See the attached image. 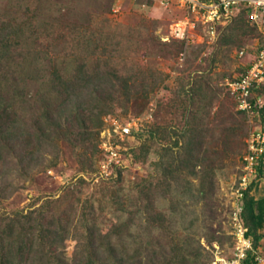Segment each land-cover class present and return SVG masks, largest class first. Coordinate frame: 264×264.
<instances>
[{
    "label": "trees",
    "instance_id": "obj_1",
    "mask_svg": "<svg viewBox=\"0 0 264 264\" xmlns=\"http://www.w3.org/2000/svg\"><path fill=\"white\" fill-rule=\"evenodd\" d=\"M74 1L15 0L9 11L5 8L0 12V160L9 165L6 171L0 165V199L17 188L14 181L31 180L32 171L53 167L61 143L72 149L83 148L84 152L96 147L93 140L101 117L119 101L120 94L128 101L129 92L144 90L145 85L153 88L158 79L156 70L148 67L133 71L130 66L129 58L138 50L163 56H174L182 50L183 40L172 39L173 49H168L167 42L149 32L144 21L131 25L109 18L111 0L100 12L83 14L75 9ZM243 13H236L226 25L217 27L227 30L217 39L220 44L256 30ZM208 74L178 79L179 86L168 106L181 108L179 130L170 125H153L147 130L132 131L137 137L145 132L147 141L159 146L174 136L171 144L176 150L165 155L160 147L152 150L156 155L151 162L153 173L136 185L134 203L129 207L118 205L112 211L115 226L107 233L101 234L81 221L83 228L77 237L82 259L77 264H143L141 253L151 254L154 260L150 264H187L191 255L201 254L198 245L191 246L194 238L189 227L196 216L184 221V214L191 210L186 208L210 200L214 174L223 166L215 145L220 142L230 149L241 135L244 149L248 130L246 114L222 104L208 118L212 101L220 93L216 83H209ZM31 83L35 86L32 93L27 89ZM263 91L264 85H260L248 97L262 131L264 96L261 105H257L256 98ZM215 118L222 126L208 127L207 123ZM113 141L122 144L117 139ZM149 151L150 146L143 141L135 158L144 159ZM238 159L241 161V156ZM112 168L119 173L121 166L112 164ZM8 171L13 173L12 178L7 177ZM259 178L264 179V151L255 165L254 178L242 191L239 217L251 248L245 251L241 264H258L251 249L257 251L259 247L264 195L255 197L251 190ZM66 194L67 199L65 195L44 198L38 207L25 213L0 210V264H67L59 248L68 235L67 225L79 197L72 190ZM156 196L167 201L166 215L155 210ZM175 214L185 222L181 238L173 236L170 231H174V224L170 220L167 223L168 217ZM79 215L86 220L84 210ZM99 246L104 248L99 251Z\"/></svg>",
    "mask_w": 264,
    "mask_h": 264
},
{
    "label": "rangeland",
    "instance_id": "obj_2",
    "mask_svg": "<svg viewBox=\"0 0 264 264\" xmlns=\"http://www.w3.org/2000/svg\"><path fill=\"white\" fill-rule=\"evenodd\" d=\"M50 1L65 3L69 0ZM14 2L15 0H0V12H4L2 9L5 8L9 11ZM106 3L107 0H75L72 4L77 11L83 14L89 11L98 13ZM181 15V9L173 4L164 7L159 4V0H111L109 13H107L109 18L122 23L137 25L142 21L146 22L149 26V32L157 35L160 41L167 42L168 49H173L172 39H175L170 37L169 24L181 18ZM224 25L226 23L222 24V26ZM221 27L217 28L214 36L208 35L200 27H197L196 30H189L187 41L183 40L180 51V53H184L181 62L178 60L180 53L174 56H163L161 53L152 55L145 53L143 49L138 50L129 58L130 66H132L133 71L148 67L156 70L158 79L153 88L150 89L145 85L144 90L129 92L128 101H125L124 95L120 94L119 101L115 102L111 110L101 117V126L93 140L96 143L95 149L91 150L90 148L84 152L83 148L72 149L70 146L61 143L55 165L47 170L36 169L32 171L31 180L14 181L17 188L6 198L0 199V210L8 213L20 210L25 213V211L38 207L41 201L47 197L55 198L65 195L64 197L67 199L69 195L66 193L72 190V193L74 192L79 197V201L74 202L75 210L67 225L68 235L63 240L59 250L67 264H77L82 259L81 242L77 237L83 228L81 221H85L86 225L91 224V227H96L101 234L107 233L109 229L115 226L116 217L112 211L118 205L129 207L130 203H134L136 185L153 173L151 162L156 159V155L152 153V150L160 147L162 155L171 150H176L175 146L171 144L175 139L174 136L167 142L162 141V146H159L150 140L147 141L145 132L137 137L136 134H132V131L147 130L153 125H170L177 130L180 129L183 114L181 108L171 107L172 109H169L168 106L171 104L173 92L179 86L178 79L185 81L189 76L209 73V83H216L220 93L212 101L208 118L213 117V113L220 104L229 109H235L224 86V81L237 75L243 69L253 57L258 46L264 44V34L262 30L256 28L255 31L235 36L231 43L220 44L217 39L227 32L226 29L221 30ZM239 50H243V55L240 57L237 56ZM33 85L34 83H31L27 86L30 93L35 90ZM263 96L264 91L257 95L258 105H261ZM245 114L248 127L250 125V127L260 129V118L257 112ZM111 119L118 123L133 119L137 121L138 125V129H132L130 134L120 141L122 144L113 143V138H110L116 149L120 151L122 162L121 165H117L121 166L119 173H117L116 167L112 168V165L104 166L105 151L101 148V139L107 135L112 136L109 129ZM207 126L217 128L222 126V122L215 118L207 123ZM107 138L109 139V137ZM236 140L238 142H234L230 146L231 150H226L220 142L215 145L220 150L218 153L221 152L223 166L214 174L215 188L210 195V200L205 203L199 201L188 205L186 208L187 211L191 210L190 213L184 214V221L196 216L195 221L189 227V232L194 238L191 246L198 245V251L201 253L197 257L191 255L190 260L186 262L187 264H211L213 256L226 257L231 253L235 237L232 234L236 224L233 216L238 209H241V200H236L231 184L236 181L241 169L238 157L244 153L241 143L243 136L238 135ZM143 141H146V144L150 146V151L144 159H137L135 154ZM178 145H180V138ZM210 145L208 144V146ZM126 151L127 155L124 154ZM202 155L204 154L202 153ZM216 157L217 160L219 157ZM0 161L2 169L6 171L5 169L9 165L4 164L2 159ZM9 171L7 177L12 178L14 175ZM194 182L196 181L194 180ZM251 193L255 197L264 195V179H257L256 186L252 188ZM157 197L153 200L155 210L161 212L160 215H166L168 203ZM84 199H87L86 203L83 202ZM83 205H90L91 207H82ZM81 209L85 211L84 218L86 220H82L81 215H79ZM173 218L168 217L167 219V223L170 220L174 224L172 225L174 231L171 230L170 232L176 238H181L180 236L183 235L182 227L185 222L178 214H175ZM258 233L260 238L257 252L263 260L259 264H264V224ZM103 248L104 246L98 247L99 251ZM141 259L143 264H150L154 260L151 254L147 253H141Z\"/></svg>",
    "mask_w": 264,
    "mask_h": 264
},
{
    "label": "built area",
    "instance_id": "obj_3",
    "mask_svg": "<svg viewBox=\"0 0 264 264\" xmlns=\"http://www.w3.org/2000/svg\"><path fill=\"white\" fill-rule=\"evenodd\" d=\"M159 4L164 7L173 4L182 10L181 18L169 24L171 38L187 41L189 30H196L197 27L203 28L208 35L214 36L218 26L226 23L240 11L244 12V18L250 25L255 26L257 30H262L264 34V0H159ZM183 54V52L179 54V62L182 61ZM242 55L243 50H239L237 56ZM260 85H264V45L255 51L241 72L224 81V86L234 101L235 109L244 113L253 112L248 97L251 90ZM110 122L109 129L112 136L107 135L101 139V148L105 151L104 166L107 167L112 164L121 165L122 162L120 151L116 149L110 138L122 141L132 129H138L137 121L133 119L125 120L122 123L111 119ZM244 144L240 174L231 184L237 201L241 200L242 191L255 176V165L264 151V131L249 125L244 137ZM106 145L108 146L106 147ZM240 210L238 209L233 216L236 224L232 234L235 237L231 253L226 257L213 256L211 264H241L245 251L251 248L250 239L245 236L246 229L239 217ZM251 250L257 263H261L263 260L258 252L254 249Z\"/></svg>",
    "mask_w": 264,
    "mask_h": 264
}]
</instances>
